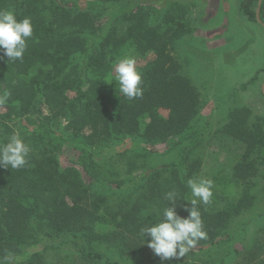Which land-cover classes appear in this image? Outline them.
I'll return each mask as SVG.
<instances>
[{
	"label": "trees",
	"instance_id": "16d2710c",
	"mask_svg": "<svg viewBox=\"0 0 264 264\" xmlns=\"http://www.w3.org/2000/svg\"><path fill=\"white\" fill-rule=\"evenodd\" d=\"M256 1L241 2L240 11L249 21H256ZM132 2L0 0V10L14 11L17 19L30 17L34 30L23 60H0V94L10 93L0 105V143L17 132L31 149L25 167L0 168V264H123L101 248L107 243L119 252L123 247L139 251L144 244L141 227L154 223L139 213L151 201L161 212L167 205L165 193L174 190L177 213L188 215L185 206L191 207L192 196L187 181L195 178L200 164L192 154L201 138L200 98L174 51L192 27L178 4L151 24L149 11ZM259 9L263 14L264 0ZM126 48L145 61L140 71L143 95L131 100L120 92L110 95L106 84L113 54ZM250 115L246 107L234 108L222 128L224 136L244 145L245 162L237 171L253 169L246 161L264 141V119L249 123ZM185 133L192 140L179 149L176 162L152 167L145 161L138 166L142 176L131 182L132 157H150L158 143ZM126 141L134 147L117 150ZM67 142L79 154L74 165L61 169L58 153ZM118 162H125V178L113 169L106 175L104 166ZM128 182V192L147 193L132 202L129 193L110 210L109 197ZM243 204L218 209L213 196L208 204L198 203L207 238L197 241L187 259L195 260L194 248L200 252L221 245L228 238L224 230L231 215L240 213ZM155 257L159 264L188 262Z\"/></svg>",
	"mask_w": 264,
	"mask_h": 264
},
{
	"label": "rangeland",
	"instance_id": "374dc122",
	"mask_svg": "<svg viewBox=\"0 0 264 264\" xmlns=\"http://www.w3.org/2000/svg\"><path fill=\"white\" fill-rule=\"evenodd\" d=\"M241 2L242 0H133L132 2L133 5L142 4L149 11L151 24L157 21L159 14L172 4L182 6L185 12L184 20L189 22L192 32L179 40L174 54L182 64L184 74L196 87L200 98L201 138L192 153L193 157L200 159L195 178L213 181V206L216 208H223L228 203L239 201L244 203L240 213L231 215L224 230L228 233V238L221 245L206 247L200 252L194 248L197 252L195 260L187 259L189 256L186 255L184 261L189 263L182 261L185 264H264V141L251 149L246 161L253 163V169L243 168L237 171L236 167L243 160L244 145L224 136L222 132L234 108H248L251 111L249 123L264 119V13L261 14L259 9L260 22L249 21L240 11ZM257 4L258 1L252 7L255 12ZM125 56L135 58L138 71H141L145 63L128 48L113 54L106 84L110 95L114 97L119 93L114 65ZM115 108L113 105L112 110L114 111ZM43 110L47 111L45 107ZM161 113L166 114V111L161 110ZM206 123L208 126L203 129ZM191 140L192 137L186 133L181 137L173 136L164 143H158L150 157H132L129 161L133 162L134 168L129 171L127 177H131L133 184L137 182L143 174L138 166L145 164V161L152 167L176 162L179 149L184 144H189ZM73 146L67 142L58 153L61 169L75 164L79 153ZM130 147H134V143L126 141L122 146L117 147V150ZM98 162L102 164V161L98 160ZM124 163L104 166V172L107 175L108 169H113L115 172L118 170L117 174L120 172L124 177L126 175ZM89 178L87 176L85 180H90ZM129 183L109 197L110 210H116V204L121 203L120 201L129 193L132 195L129 197L131 202L143 199L142 194L147 193V190L140 189L132 193V189L128 192L132 188ZM150 206L146 212L139 214L156 222L160 211L153 201ZM103 228L105 227H100L99 230L104 231ZM115 247L106 243L101 251L123 264H159L155 253L147 243H144L136 253H130L124 247L123 251L119 252ZM67 248L60 250L65 251ZM228 252H230L229 256L226 255ZM113 253L116 255L114 256ZM151 257H154L155 261H150Z\"/></svg>",
	"mask_w": 264,
	"mask_h": 264
},
{
	"label": "clouds",
	"instance_id": "9594fccd",
	"mask_svg": "<svg viewBox=\"0 0 264 264\" xmlns=\"http://www.w3.org/2000/svg\"><path fill=\"white\" fill-rule=\"evenodd\" d=\"M33 24L30 17L17 19L14 11L0 10V60L7 57L9 61L23 60L29 38L33 37ZM115 79L119 92L129 100L143 95L142 74L137 70L136 60L132 56L120 58L114 65ZM111 82V80H109ZM10 97L5 91L0 94V105ZM31 149L19 133L14 132L6 142L0 143V168L21 169L28 163ZM191 189V207L185 206L188 215L181 217L176 211L177 193L168 191L164 199L167 205L158 214V221L141 227L140 236L143 243L153 250L162 261L185 257L197 241L207 238L203 230L198 203L208 204L213 196V181L194 178L187 181ZM170 202V205H169ZM149 237L145 241V237Z\"/></svg>",
	"mask_w": 264,
	"mask_h": 264
},
{
	"label": "water",
	"instance_id": "95a60500",
	"mask_svg": "<svg viewBox=\"0 0 264 264\" xmlns=\"http://www.w3.org/2000/svg\"><path fill=\"white\" fill-rule=\"evenodd\" d=\"M261 1H262V0H258L257 10H256V12H255V17H256V20H257L258 22H260L258 11H259V8H260Z\"/></svg>",
	"mask_w": 264,
	"mask_h": 264
}]
</instances>
